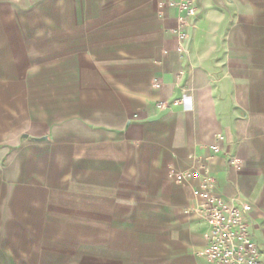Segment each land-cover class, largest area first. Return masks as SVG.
<instances>
[{
  "label": "crops",
  "instance_id": "crops-1",
  "mask_svg": "<svg viewBox=\"0 0 264 264\" xmlns=\"http://www.w3.org/2000/svg\"><path fill=\"white\" fill-rule=\"evenodd\" d=\"M195 2L184 56L158 0H0V264H212L187 171L253 205L264 264V0Z\"/></svg>",
  "mask_w": 264,
  "mask_h": 264
},
{
  "label": "built area",
  "instance_id": "built-area-1",
  "mask_svg": "<svg viewBox=\"0 0 264 264\" xmlns=\"http://www.w3.org/2000/svg\"><path fill=\"white\" fill-rule=\"evenodd\" d=\"M36 1V0H33ZM161 9L176 8L182 16L180 25L174 29L179 40L178 50L182 55L188 53L187 43L191 38V31L195 26L198 8L195 0H158ZM154 87H160L159 81ZM178 101L160 102L159 109L166 110ZM218 140H224L219 134ZM215 152H220L218 145H213ZM237 166L240 161L234 160ZM177 181L199 179V186L195 193L201 198L200 214L209 225L206 233V245L200 252L212 264H261L262 250L252 233V223L249 214L253 205L240 198L227 201L213 193L214 178L208 173L178 172L174 174Z\"/></svg>",
  "mask_w": 264,
  "mask_h": 264
},
{
  "label": "rangeland",
  "instance_id": "rangeland-1",
  "mask_svg": "<svg viewBox=\"0 0 264 264\" xmlns=\"http://www.w3.org/2000/svg\"><path fill=\"white\" fill-rule=\"evenodd\" d=\"M77 235H81V233H77ZM69 241H45L47 248H45L46 254L41 258H44L45 264H102L100 258L96 257H75L72 256V251L69 248ZM70 242H77L78 246L84 245L86 240H77V241H70ZM59 243V246L57 244ZM65 243L66 245H62Z\"/></svg>",
  "mask_w": 264,
  "mask_h": 264
}]
</instances>
